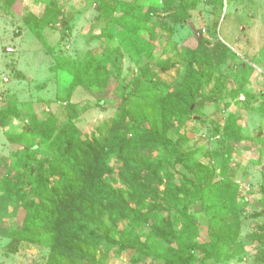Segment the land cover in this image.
<instances>
[{
  "label": "rangeland",
  "instance_id": "obj_1",
  "mask_svg": "<svg viewBox=\"0 0 264 264\" xmlns=\"http://www.w3.org/2000/svg\"><path fill=\"white\" fill-rule=\"evenodd\" d=\"M182 7L190 16L179 22ZM150 42L152 59L141 52ZM91 56H104L105 79L97 89H72L57 60ZM190 61L206 76L194 113L169 130L182 156L155 155L161 164L147 189L173 229L158 236L152 223L134 224L155 254L137 260L133 251L101 250L96 264H166L184 254L192 264H264V0H0V108L11 103L0 125L1 176L16 174L8 134L18 137L30 122L48 119L91 136L105 132L122 103L138 99L156 74L164 96L180 87ZM159 62L175 66L160 72ZM232 114L240 142L227 129ZM198 177L205 186L194 199ZM185 208L197 235L185 227ZM25 215L0 191V264H48L50 249L19 236ZM233 229L237 240L228 246L224 234Z\"/></svg>",
  "mask_w": 264,
  "mask_h": 264
},
{
  "label": "trees",
  "instance_id": "obj_2",
  "mask_svg": "<svg viewBox=\"0 0 264 264\" xmlns=\"http://www.w3.org/2000/svg\"><path fill=\"white\" fill-rule=\"evenodd\" d=\"M181 10L184 14L175 15L179 22L190 16L186 9ZM140 27L144 28V24ZM135 28L131 29L132 37L140 45ZM143 49L141 52L152 59L153 44ZM103 59L104 56H91L83 62L62 58L57 61L72 76V89L82 86L93 90L106 77ZM174 66L172 62H159L158 67L160 72H166ZM205 76L190 61L181 86L164 96L156 74L153 82L139 90L138 99L122 103L120 117L113 120L106 135L103 130L88 135L71 123L60 128L51 119L30 122L19 138L8 134L16 146L12 163L16 174L0 175V191L22 204L26 212L20 238L50 249L48 264H96L101 250L133 251L137 260L155 254L150 238L142 240L134 233L133 225L152 223L158 236L173 229L172 220L163 216L164 210L148 201L151 175L158 172L161 164L153 157L182 156L178 145L169 138V130L172 122L189 120L194 113ZM10 110L8 102L3 110L0 108L1 126L7 124ZM236 120L232 114L227 129L235 130L232 134L240 142L243 137ZM41 149L45 155L40 158ZM113 158L121 165H112ZM198 181L192 183L194 199L205 186L201 177ZM184 216L186 229L199 234L197 221L187 208ZM230 233L224 234L228 246L236 242L238 235L236 229ZM184 248L191 255L195 253L194 247ZM191 259L187 254L179 259L168 257L166 264H192Z\"/></svg>",
  "mask_w": 264,
  "mask_h": 264
},
{
  "label": "water",
  "instance_id": "obj_3",
  "mask_svg": "<svg viewBox=\"0 0 264 264\" xmlns=\"http://www.w3.org/2000/svg\"><path fill=\"white\" fill-rule=\"evenodd\" d=\"M192 29L196 33V35L198 36V39L200 40L201 39V36L198 34V32H196L195 27H193Z\"/></svg>",
  "mask_w": 264,
  "mask_h": 264
}]
</instances>
